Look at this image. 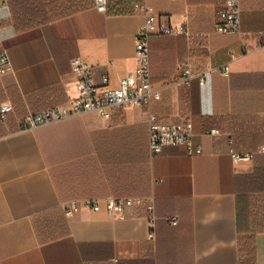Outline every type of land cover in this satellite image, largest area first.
<instances>
[{
	"label": "crops",
	"instance_id": "0c3cea01",
	"mask_svg": "<svg viewBox=\"0 0 264 264\" xmlns=\"http://www.w3.org/2000/svg\"><path fill=\"white\" fill-rule=\"evenodd\" d=\"M80 0H53L61 11ZM71 14L17 31L9 0H0V50L13 70L0 75V105L15 109L0 122V264H241L240 241L254 237L264 264V189L251 215V177L264 158V0H240V35L216 30L224 0H148L161 20L187 33L150 39L151 76L161 97L150 106L116 109L110 119L86 111L33 129L29 112L66 105L77 95L71 60L93 66L109 85L135 70L136 35L145 15L98 11L92 0ZM235 51V58L230 50ZM214 70L201 85H175L181 64ZM177 123L191 119L202 152L165 145L153 155L148 113ZM217 127L219 137L204 135ZM233 138V144L229 138ZM261 151L234 163L230 149ZM153 197L151 228L145 205L112 217L88 207L67 216L71 200ZM178 215L172 225L167 217ZM258 217V219H256ZM154 231V237L149 233Z\"/></svg>",
	"mask_w": 264,
	"mask_h": 264
},
{
	"label": "built area",
	"instance_id": "2783aa9c",
	"mask_svg": "<svg viewBox=\"0 0 264 264\" xmlns=\"http://www.w3.org/2000/svg\"><path fill=\"white\" fill-rule=\"evenodd\" d=\"M96 9L102 13L107 12L110 0H93ZM137 9L144 11L145 19L136 35V58L138 65L134 71L124 76L118 86L109 85V76H103L102 85L96 84L93 77V66L81 57L71 60V72L74 78L77 95L70 98L66 105L47 108L38 113L29 112L20 119L21 129H33L40 125L59 121L64 118L82 114L86 111H95L104 118L110 119L116 109L125 111L132 105L150 106L153 100L161 97V87H156L151 76L150 39L155 35H178L187 33L186 27L180 29L171 26L161 20L155 7L148 0H142ZM216 30L220 33H234L240 35L241 29V4L240 0H224L223 7L219 10V21ZM264 41V31L261 33ZM230 55L235 58V51L230 50ZM182 74L175 78V85L189 86L193 80L198 79L203 85L206 77L214 70L221 71L224 75L230 73V63L219 68L194 70L191 59L181 64ZM13 70L9 52L6 48L0 50V75ZM15 107L10 102L0 105V121L7 123L10 114ZM149 144L153 155L159 154L165 145H185L189 155H197L202 152V146L194 140L193 122L191 119H183L177 123H165L149 111ZM204 135L219 137L223 131L217 127L204 131ZM233 144V138H229ZM230 155L234 163L249 162L254 160V152H238L234 147L230 149ZM145 205L148 212L151 228H154L155 202L153 197L131 196L116 197L109 196L104 199H81L71 200L64 208L67 216L79 212L88 207L95 212L105 208L112 217H122L127 209ZM167 220L176 225L179 222L178 215H171ZM154 237V231L149 233Z\"/></svg>",
	"mask_w": 264,
	"mask_h": 264
},
{
	"label": "trees",
	"instance_id": "16d2710c",
	"mask_svg": "<svg viewBox=\"0 0 264 264\" xmlns=\"http://www.w3.org/2000/svg\"><path fill=\"white\" fill-rule=\"evenodd\" d=\"M92 2L94 4L93 0ZM141 3L142 0H110L106 13L115 15L133 14L137 10V5ZM55 4L56 3H53V0H9L10 9L13 14L17 31L31 29L39 24L52 20L54 17L49 15V13H54L57 16L71 14V12H75L86 6L85 2L80 0L77 4L72 5L73 7L71 8L63 9L61 11H52V8H57ZM250 152H254L255 160L262 153L258 150ZM261 157L264 158V154L261 155ZM250 188L252 191L250 193L251 215L259 216V206L257 201L260 195L259 193L263 192L261 190L264 189V160L256 167L255 173L251 177ZM256 219H258V217H256ZM240 250L241 264H256V251L254 248L253 236H248L244 240L240 241Z\"/></svg>",
	"mask_w": 264,
	"mask_h": 264
}]
</instances>
